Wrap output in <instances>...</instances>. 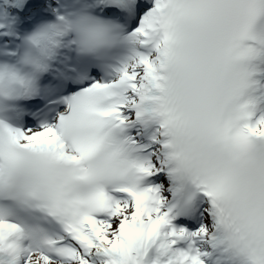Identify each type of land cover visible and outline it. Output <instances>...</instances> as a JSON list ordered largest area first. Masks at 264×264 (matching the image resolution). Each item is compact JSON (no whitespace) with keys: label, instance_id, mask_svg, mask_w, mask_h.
<instances>
[{"label":"snow or ice","instance_id":"obj_1","mask_svg":"<svg viewBox=\"0 0 264 264\" xmlns=\"http://www.w3.org/2000/svg\"><path fill=\"white\" fill-rule=\"evenodd\" d=\"M0 264H264V0H0Z\"/></svg>","mask_w":264,"mask_h":264}]
</instances>
